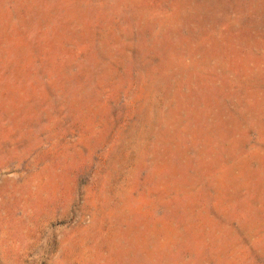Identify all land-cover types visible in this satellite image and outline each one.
I'll use <instances>...</instances> for the list:
<instances>
[{
    "label": "rangeland",
    "instance_id": "obj_1",
    "mask_svg": "<svg viewBox=\"0 0 264 264\" xmlns=\"http://www.w3.org/2000/svg\"><path fill=\"white\" fill-rule=\"evenodd\" d=\"M0 264H264V0H0Z\"/></svg>",
    "mask_w": 264,
    "mask_h": 264
}]
</instances>
